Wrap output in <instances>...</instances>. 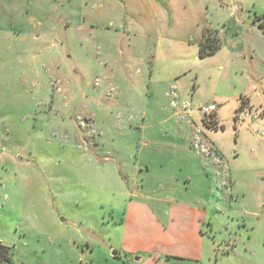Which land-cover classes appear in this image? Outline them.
<instances>
[{
  "label": "rangeland",
  "instance_id": "374dc122",
  "mask_svg": "<svg viewBox=\"0 0 264 264\" xmlns=\"http://www.w3.org/2000/svg\"><path fill=\"white\" fill-rule=\"evenodd\" d=\"M227 6L248 20L246 31H264L263 24L254 26V20L264 22V0H226ZM94 26L40 35L0 32V246L8 248L14 264H144L139 256L127 259L119 251L125 219L136 205L156 214L154 209L165 203L142 191L151 176L143 177L147 171L142 174L136 167L148 142L142 112L147 87L139 83L153 59L152 47L143 48L149 45L145 38L124 35V26L119 33ZM222 38L221 47L231 39L224 31ZM136 45L140 48L133 51ZM155 57L170 68L152 80L169 84L173 104L178 86L214 102L234 87L235 81L218 71L219 63L211 57L201 61L194 46H167ZM189 67H196L199 77L196 71L186 73ZM253 99L262 120L264 101ZM233 107L221 110L228 135H216L229 145L223 164L215 166L221 172L224 165L229 178L219 187L232 189L236 208L245 203L255 208L264 200V126L255 124L258 133L245 129L237 136L240 125L234 131ZM244 115L240 124L248 121ZM196 142L194 137L191 146ZM206 146L211 149L210 143ZM163 155L176 162L169 168L180 166V154L164 150ZM151 168L156 176L159 165ZM240 217L228 221L216 216L214 230L206 225L222 244V253L224 240L230 244L229 237L237 239V246L220 254L218 264L234 263L249 236L252 248L260 247L264 227H239ZM248 222L255 220L249 217ZM152 225L147 219L134 227L151 236Z\"/></svg>",
  "mask_w": 264,
  "mask_h": 264
},
{
  "label": "crops",
  "instance_id": "0c3cea01",
  "mask_svg": "<svg viewBox=\"0 0 264 264\" xmlns=\"http://www.w3.org/2000/svg\"><path fill=\"white\" fill-rule=\"evenodd\" d=\"M218 1L220 4L216 0H0V32L20 31L40 35L68 31L71 26L93 29L97 25L105 30L116 28L119 33L124 26V35L130 33L137 38H145L149 45L143 48L152 47L153 59L147 62V66L145 64L144 77L139 83L147 87L142 112L148 142L146 147L140 149L136 167L142 174L147 171L143 177H152L147 188L145 185L141 187L142 191L157 196L165 203L154 209L156 214L140 205L129 212L119 248L127 259L133 255L139 256V261L144 264H218L220 254H225L238 243L236 238L229 237L232 243L227 244L224 240L221 252L222 244L206 228L209 225L214 230L216 216L228 217V221H235L237 216H241L239 227H264V200H258L255 208L246 203L236 208L232 201V189L219 187L220 181L228 178L225 166L221 172L215 168L223 164L229 148L226 139L216 137L228 135L221 116L224 105H234V131L240 125L237 136L242 130L256 129L255 124L264 126L263 104L260 105L263 109L260 120L253 99L264 101V31H246L248 20H242L234 10L226 7V0ZM226 10L229 14H226ZM134 20L137 25L132 22ZM262 24L264 22L258 24L254 20L255 27L261 28ZM231 27L235 31L226 30ZM223 31L230 34L231 39L211 56V60L219 63L218 71L225 72V78L230 76L235 81L233 89L228 90L229 95L217 98L220 102L202 100L196 93L189 95L187 90L181 91L178 86L179 93L173 104L168 96L169 84L152 80L157 73L162 75V70L170 68L167 63H158L155 56L172 45L200 49L204 36L212 32H218L224 42ZM139 48L136 45L133 51ZM201 61L209 62L205 58ZM191 71H196V77H199L196 67H189L185 72ZM176 78L177 81L180 79L179 76ZM210 105L216 106V111L210 116L216 122L213 128L205 125L206 117L199 110ZM243 106L245 109L241 112ZM251 113L255 114V118L247 116ZM240 114H245L244 118L248 121L240 124L237 120ZM148 116L158 117L149 121ZM148 124L152 127L147 128ZM205 127L211 134H205ZM194 137L201 147H208L206 145L210 143L214 155L191 146ZM164 150L180 154V166L169 168L173 166L170 164L176 162H170V158L163 155ZM156 164L160 170L154 176L151 167L154 168ZM143 216H146V220L150 219L155 227L151 236L135 230L134 225L140 226L146 221ZM249 217L255 223L249 224ZM231 224L225 223L227 228H232ZM247 241L249 243H243L239 257L236 256L237 261L229 264H248L252 259L256 260V264H264V236L260 239V247L252 248L250 236ZM126 263L131 264L130 261Z\"/></svg>",
  "mask_w": 264,
  "mask_h": 264
},
{
  "label": "trees",
  "instance_id": "16d2710c",
  "mask_svg": "<svg viewBox=\"0 0 264 264\" xmlns=\"http://www.w3.org/2000/svg\"><path fill=\"white\" fill-rule=\"evenodd\" d=\"M262 28V26H260ZM221 47V39L218 32H212L210 35H205L200 44V57L207 58L215 55ZM208 128H213L216 122L211 117H206L204 121ZM8 248L0 246V264H14L9 258Z\"/></svg>",
  "mask_w": 264,
  "mask_h": 264
},
{
  "label": "built area",
  "instance_id": "2783aa9c",
  "mask_svg": "<svg viewBox=\"0 0 264 264\" xmlns=\"http://www.w3.org/2000/svg\"><path fill=\"white\" fill-rule=\"evenodd\" d=\"M201 111V113L205 116V117H210L212 115V113L214 111H216V106L215 105H210V106H203L199 109ZM247 116H250L251 118H255V114L251 113V114H247ZM237 120L239 122L242 121L241 116L238 115ZM253 128V127H252ZM255 133H258V131L256 129H252ZM262 138H264V134H262ZM195 147L200 149L203 153L208 154V155H213V151L211 149L205 148V147H201L198 143V141L195 144Z\"/></svg>",
  "mask_w": 264,
  "mask_h": 264
},
{
  "label": "water",
  "instance_id": "95a60500",
  "mask_svg": "<svg viewBox=\"0 0 264 264\" xmlns=\"http://www.w3.org/2000/svg\"><path fill=\"white\" fill-rule=\"evenodd\" d=\"M243 109H245V106H243V108L241 109V112H242ZM117 255H118V253H114V256H117Z\"/></svg>",
  "mask_w": 264,
  "mask_h": 264
}]
</instances>
